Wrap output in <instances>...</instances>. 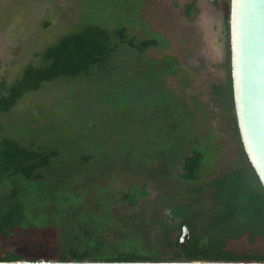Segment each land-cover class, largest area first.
<instances>
[{"label":"trees","instance_id":"16d2710c","mask_svg":"<svg viewBox=\"0 0 264 264\" xmlns=\"http://www.w3.org/2000/svg\"><path fill=\"white\" fill-rule=\"evenodd\" d=\"M115 37L118 43L109 48L108 31L87 26L49 47L40 55L45 66H27L6 93L0 94V114L45 83L88 76L120 44L139 54L156 45L155 41L134 44L127 40L123 28L115 31ZM164 60L160 69L155 63L152 73L132 93L139 105L146 99L152 111L166 116L169 127L162 129L160 142L147 141V148L140 143L131 145L119 154L125 158L112 164L114 168L126 166L124 170L129 171L137 164L142 175L155 179L161 189L156 201L142 205L150 195L146 184L129 186L118 200L107 193L110 186L95 187L93 203L84 201L91 189H77L71 195L64 180L45 193V173L52 169L58 151L38 152L2 138L0 264H264V189L240 142L229 56L225 78L211 86V101L230 115L241 161L207 182L203 172L205 165L214 170L216 148L197 144L192 113L163 87L162 77L177 73L175 60ZM99 165L96 154L76 159V185L90 180ZM117 203L130 206L129 214H115ZM174 222L176 225H171ZM182 226L190 234L186 248L179 245L180 235L175 241L171 236Z\"/></svg>","mask_w":264,"mask_h":264},{"label":"rangeland","instance_id":"374dc122","mask_svg":"<svg viewBox=\"0 0 264 264\" xmlns=\"http://www.w3.org/2000/svg\"><path fill=\"white\" fill-rule=\"evenodd\" d=\"M179 19L142 0H0V94L6 93L27 66H45L40 55L49 47L87 26L107 30L109 48L118 43L115 31L120 28L136 45L156 42L142 54L120 44L88 76L45 83L38 91L25 94L9 112L0 114V139H13L38 152L58 151L52 169L45 173L43 192L51 193L64 180L71 195L77 189H91L84 201L93 203L95 187L110 186L107 193L118 200L129 186L146 184L150 195L142 205L156 201L161 189L155 179L142 175L137 164H133L134 171L112 164H119L125 158L119 154L131 145L140 143L147 148V141L160 142L162 129H168L166 116L158 109L152 111L146 99L139 105L132 93L152 73L155 63L161 68L166 57L175 60L177 73L164 75L163 87L192 113L197 144L216 148L215 168L210 171L205 165L203 181L241 161L230 115L211 101V86L221 81L218 64L208 48L201 50L198 29L181 25ZM203 19L197 20L200 33L211 23V19ZM129 96L132 99L124 102ZM86 154H96L102 165L90 180L76 185V159ZM130 210L127 204L114 207L120 217ZM179 235V230L171 234L174 241Z\"/></svg>","mask_w":264,"mask_h":264},{"label":"water","instance_id":"95a60500","mask_svg":"<svg viewBox=\"0 0 264 264\" xmlns=\"http://www.w3.org/2000/svg\"><path fill=\"white\" fill-rule=\"evenodd\" d=\"M229 47L239 138L247 160L264 189V0H231ZM189 238V230L182 226L179 245L186 248Z\"/></svg>","mask_w":264,"mask_h":264},{"label":"flooded vegetation","instance_id":"af4514ba","mask_svg":"<svg viewBox=\"0 0 264 264\" xmlns=\"http://www.w3.org/2000/svg\"><path fill=\"white\" fill-rule=\"evenodd\" d=\"M150 6L164 9L179 16L181 25H190L194 30L199 28L197 20L203 17L211 19L210 25L206 26L200 35L201 50H210L214 62L218 64L221 81L226 76V63L229 56V21L231 0H142ZM215 20V23H213ZM191 22V24L189 23ZM213 21V22H212ZM205 47V49H204ZM229 54V55H228Z\"/></svg>","mask_w":264,"mask_h":264}]
</instances>
